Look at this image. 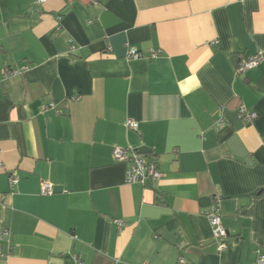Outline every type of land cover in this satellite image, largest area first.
<instances>
[{
	"label": "crops",
	"instance_id": "obj_1",
	"mask_svg": "<svg viewBox=\"0 0 264 264\" xmlns=\"http://www.w3.org/2000/svg\"><path fill=\"white\" fill-rule=\"evenodd\" d=\"M128 46L158 55L129 59ZM260 52L237 73L240 54ZM116 146L148 147L163 177L126 183ZM3 227L0 264H258L264 0H0Z\"/></svg>",
	"mask_w": 264,
	"mask_h": 264
},
{
	"label": "built area",
	"instance_id": "obj_2",
	"mask_svg": "<svg viewBox=\"0 0 264 264\" xmlns=\"http://www.w3.org/2000/svg\"><path fill=\"white\" fill-rule=\"evenodd\" d=\"M46 0H38V3L44 4ZM71 49H75V45L71 46ZM127 53L129 59H149L155 58L158 55V52L151 51L150 53H144L137 50L134 47H127ZM239 63L237 65V73L244 74L248 71L256 68L263 62L262 53L244 58L243 55H239ZM28 67H24L16 70H6L5 78L10 76H18L23 73V71L28 70ZM240 118L247 124H251L254 120L257 119V114L255 112H250L246 106H241L239 109ZM127 127L133 130L138 129V123L132 119L127 121ZM113 157L117 163L127 164V169L125 173L126 183L128 184H141L143 186H148L155 184L163 177V172L160 170L158 164L150 160L146 155L138 153L132 148H125L116 146L113 150ZM10 187L13 189L18 183L19 178L17 176L10 177ZM41 192L43 195H51L53 193V186L51 183L44 182L41 187ZM221 204L222 198L218 195H215L212 199V204L207 211L206 215L209 220V223L212 228L213 237L217 243L218 250L222 252L225 250L226 245L223 243V240L227 237V230L222 223V214H221ZM119 229L124 225L123 221H116ZM11 230L9 228L3 227L0 229V258L7 257L2 249V244H9L11 240ZM258 264H264V254L258 252L257 258ZM79 264H83L79 261Z\"/></svg>",
	"mask_w": 264,
	"mask_h": 264
},
{
	"label": "water",
	"instance_id": "obj_3",
	"mask_svg": "<svg viewBox=\"0 0 264 264\" xmlns=\"http://www.w3.org/2000/svg\"><path fill=\"white\" fill-rule=\"evenodd\" d=\"M136 151H137L138 153H140V154L146 155V154H148V153L151 152V149H149V148L146 147V146H142V147H140L139 149H137Z\"/></svg>",
	"mask_w": 264,
	"mask_h": 264
}]
</instances>
